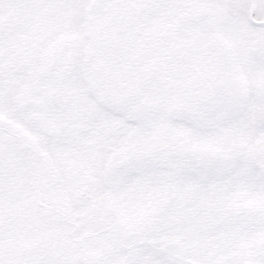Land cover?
Wrapping results in <instances>:
<instances>
[{"label":"snow or ice","instance_id":"1","mask_svg":"<svg viewBox=\"0 0 264 264\" xmlns=\"http://www.w3.org/2000/svg\"><path fill=\"white\" fill-rule=\"evenodd\" d=\"M0 264H264V0H0Z\"/></svg>","mask_w":264,"mask_h":264}]
</instances>
